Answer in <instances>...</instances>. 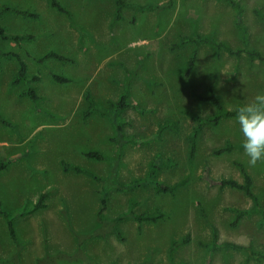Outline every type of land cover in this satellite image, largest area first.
<instances>
[{
	"label": "rangeland",
	"instance_id": "obj_1",
	"mask_svg": "<svg viewBox=\"0 0 264 264\" xmlns=\"http://www.w3.org/2000/svg\"><path fill=\"white\" fill-rule=\"evenodd\" d=\"M59 1L72 20L52 8L48 0H0V7L11 5L39 15L38 19L14 13L0 17V26L8 33L35 37L20 44L1 41L0 47L19 53L29 76L42 78L35 85L40 99L32 101L21 95L25 85L11 86L18 62L1 60L0 115L14 128L0 126V161L14 160L10 168L0 172V201L6 211L14 213L36 203L42 193L54 190L47 208L17 219L16 228L25 243L20 252L0 215V264H15L18 252L20 264H38L48 256L54 258V264H87L84 258L100 264H141L148 255L154 264H170L171 244L187 236L191 241L173 253L175 264H243L248 258L246 252L221 250L212 254L200 245L212 241L213 227L219 230L221 240L245 246L252 242L255 251L264 253L260 215L245 216L233 225L235 210L249 209L251 200L242 190L211 186L205 178L209 169L215 180L245 184L242 165L264 209V163L250 166L243 149L235 148L243 143L235 119L205 128L192 157L189 136L194 123L185 114L213 113L211 104L200 102L193 92L207 96L213 89L231 110L264 93V65L209 45L174 47L182 36L197 32L213 36L232 49H254L264 54V22L254 13L257 8L264 11V0H237L244 10L246 41L235 25V10L223 0H125L135 5L168 6L155 12L126 9L119 20L116 0ZM50 52L75 62H40ZM195 52L196 66L191 76H186ZM53 75L70 82L59 84ZM125 91L145 110L142 114L129 109L122 115L128 135L150 138L166 120L179 121L181 131L166 132L159 141L141 146L126 144L116 181L129 183L146 176L149 164L160 158L174 163L158 173L160 182L187 183L174 194H157L151 188L110 190L108 218L127 212L130 203L136 204L137 212L160 209L166 217L142 225L126 220L118 225L123 241L114 234L86 237L79 249L78 237L89 236L99 226L102 185L84 175L65 172L61 162L80 166L102 179L110 177L111 163L92 160L87 154L99 152L117 160L118 146L111 142L115 132L106 118H84L88 108L85 95L90 93L107 105ZM229 144L234 147L232 151L217 154Z\"/></svg>",
	"mask_w": 264,
	"mask_h": 264
},
{
	"label": "trees",
	"instance_id": "obj_2",
	"mask_svg": "<svg viewBox=\"0 0 264 264\" xmlns=\"http://www.w3.org/2000/svg\"><path fill=\"white\" fill-rule=\"evenodd\" d=\"M55 10L58 12L65 14L69 20H72L71 13L60 3L59 0H48ZM227 2L236 12V19L235 25L243 39L246 41V27L243 25V14L244 10L240 5L239 1L237 0H223ZM170 4V3H169ZM117 12H116V19L119 20L122 17V13L126 9H131L135 11L141 12H155L161 11L167 8L168 5L161 4V5H135L126 2L125 0H116ZM17 14L24 17H29L33 19H38L39 15L20 10L17 7L11 5H4L0 7V17L6 14ZM255 15L259 17L264 22V11L262 8H257L254 11ZM33 35H17L8 33L3 27L0 26V42L1 41H10L15 44H20L22 42L32 41L34 40ZM187 45H209L214 47L217 51H225L231 56L236 57H243L246 56L251 62H257L264 65V54L260 51L254 49H232L228 46L225 42L219 41L213 36L209 35H202L197 32H193L189 35L182 36L179 39L178 44H176L175 48L185 47ZM3 59H14L19 64V70L15 77L11 81V86H18V85H25V90L22 92L23 97H27L32 101H38L40 96L38 95L35 85L39 84L42 81L40 75L29 76L28 74V67L26 62L23 60L22 56L15 51H4L0 47V71H1V60ZM49 59H56L62 62H69L74 63V59L71 57L60 55L56 52H50L44 58L40 60V62H45ZM197 61V53H193L190 57V60L187 64V71L186 76H191ZM54 80L59 84H67L70 82L69 79L60 75H53ZM132 79V77H131ZM193 97H195L200 102H208L211 104L213 108V113L208 116H202L195 112L188 111L186 112V116L191 119L194 123V127L192 132L189 136L190 140V151L191 156L194 157L198 151V142L199 138L204 132L205 128L207 127H218L223 121L225 120H236L235 118V109L240 106L238 105L234 110H231L226 107L222 99L217 95V93L213 89H209V94L207 96H203L200 93L193 92ZM85 101L88 105V108L84 111V118H89L93 115H99L103 118L109 120L111 126L114 129L115 135L111 139V142L118 146V158L117 160H109L105 155L99 152H90L87 154V157L96 160L99 162L108 161L111 163V174L108 179H102L95 175L94 173L80 167L76 166L75 164L68 163L66 161L61 162V167L65 172H74L79 175H84L95 182L101 183V191H100V211L98 213V228L91 233L89 236H79L78 237V246L79 249L84 247V240L86 237L88 238H95V237H105L107 235L114 234L116 237L123 241L124 238L122 233L118 229V225L126 220H133L137 222L139 225L144 223H157L163 220L166 217V214L161 211L160 209H155L150 212H137L136 211V204L130 203L127 212L118 215L115 218H108L105 214L108 211L109 207V200H110V190H116L119 192L122 191H132L136 189L142 188H151L157 194H174L178 188L184 186L187 181L182 182L181 184L175 185H166L163 184L158 180V173L163 168H171L174 166L173 161L171 160H161L157 158L153 160L149 164V169L146 176L133 180L129 183H121L117 182L116 178L118 175V164L119 159L123 155L124 146L126 144L141 146L144 144H148L152 141H159L164 133L171 132L173 134H178L181 131L180 122L177 120H166L162 124L159 125L158 131L155 135L150 138L146 139H138L136 136L128 135L125 129V120L123 119L122 115L129 109H134L139 113H145L138 105L134 104L131 100L130 96L128 95V91H125L115 102H108L107 105L100 104L90 93L85 95ZM0 126L4 127H13L12 123L7 121V119L0 115ZM242 149V145L239 147H235ZM234 149V147L229 144L226 148L220 149L217 151L218 155L230 152ZM12 159H4L0 161V172L5 171L9 168L12 164ZM242 173L245 176V184H241L236 180H215L210 176L209 169H206L205 178L209 181L211 186H219L221 188H235L242 190L245 195L251 200L252 205L247 210H235L236 212V219L233 223L234 226L238 225L240 220L248 215H260L261 220L258 223L259 228H264V209L261 205L259 198L254 194L252 190V178L246 172L242 165H239ZM54 190L50 189L41 194L38 201L32 205H26L21 209L15 211L14 213L8 212L4 209L2 202L0 201V215L5 219L9 235L13 243L19 248L20 250L23 249L25 243L20 239L17 228H16V221L17 219L26 218L36 214L37 212L44 210L47 208V200L53 195ZM191 241L190 236H187L185 239L181 241L173 242L168 250V256L170 259V264H175L173 262V253L182 245L188 244ZM200 245L206 248L210 253H215L218 251H237V252H246L248 253V258L243 264H248L250 261H264V253L257 252L254 250L252 242L245 246L243 244H239L236 242L228 241V240H221L219 237V230L217 227H213L212 229V241L210 243H200ZM19 252L14 256L15 264L19 263ZM87 264H100L97 261L90 260L89 258H84ZM38 264H54V258L46 257L40 259ZM141 264H154L151 255H148V258Z\"/></svg>",
	"mask_w": 264,
	"mask_h": 264
},
{
	"label": "clouds",
	"instance_id": "obj_3",
	"mask_svg": "<svg viewBox=\"0 0 264 264\" xmlns=\"http://www.w3.org/2000/svg\"><path fill=\"white\" fill-rule=\"evenodd\" d=\"M235 118L243 135L242 149L248 164L264 163V93L235 109Z\"/></svg>",
	"mask_w": 264,
	"mask_h": 264
},
{
	"label": "crops",
	"instance_id": "obj_4",
	"mask_svg": "<svg viewBox=\"0 0 264 264\" xmlns=\"http://www.w3.org/2000/svg\"><path fill=\"white\" fill-rule=\"evenodd\" d=\"M18 157H15V159H17ZM8 159H12V160H14V158H8ZM9 168H10V166H9ZM41 196V195H40ZM35 204V203H34Z\"/></svg>",
	"mask_w": 264,
	"mask_h": 264
}]
</instances>
